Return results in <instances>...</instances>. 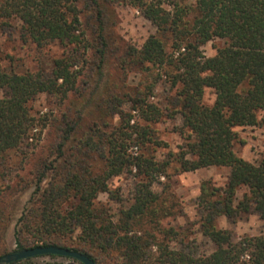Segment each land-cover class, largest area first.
<instances>
[{
	"label": "trees",
	"instance_id": "1",
	"mask_svg": "<svg viewBox=\"0 0 264 264\" xmlns=\"http://www.w3.org/2000/svg\"><path fill=\"white\" fill-rule=\"evenodd\" d=\"M103 2L129 5L155 27L156 35L147 38L142 51L110 46ZM14 33L37 48L58 44L64 49L48 73H17L0 62V180L15 177L17 185L34 188L18 219V250L61 247L96 264H264V235L234 241L230 231L215 225L219 217L235 219L250 212L264 221V157L252 163L233 151L234 128L264 127V0H0V35L10 38ZM214 39L223 44L207 57L202 46ZM135 56L138 63L148 64L149 72H157H151V84L130 95L124 92L126 67ZM110 60L122 68L123 84L120 89L107 87L104 107L100 105L118 124L101 121L82 127L91 99L67 101L75 95L82 98L91 86L104 88ZM162 77L171 93L165 109L148 99ZM206 89L214 95L210 105L203 102ZM40 94L70 107L50 118H36L28 103ZM176 114L188 135L177 152L158 160L154 147L164 144L150 125ZM47 124L60 142L41 155L27 181L22 171L24 161L30 160L25 155L12 169V152L35 149V132L40 137ZM133 147L139 152L131 153ZM81 155L98 157L101 170L94 173ZM172 163L183 173L229 169L223 189L209 188L206 182L200 187V229L214 245L209 254L195 255L182 239L177 241L173 228L159 230V236L134 229L162 211L152 185L167 176ZM132 169L145 181L135 188L132 203L116 219L99 211L98 195L113 197L108 181ZM12 189L9 183L4 186Z\"/></svg>",
	"mask_w": 264,
	"mask_h": 264
},
{
	"label": "rangeland",
	"instance_id": "2",
	"mask_svg": "<svg viewBox=\"0 0 264 264\" xmlns=\"http://www.w3.org/2000/svg\"><path fill=\"white\" fill-rule=\"evenodd\" d=\"M102 7L104 9L107 38L113 49H136L137 51H142V46L147 38L151 35H156L155 27L131 6L103 2ZM222 44L223 42L219 39L208 42L202 46L203 54L207 57L213 56L217 47ZM63 52L64 49L58 44L37 48L32 43L22 41L18 33H14L10 38L9 36L0 35L1 65L5 69L13 70L17 73L35 72L39 69L48 73L52 67L53 60L61 57ZM130 59L128 60L130 65L126 67L127 76L125 78L124 92L134 95L138 90L151 84L152 77L150 74L152 72L155 75L157 71L152 68V71L149 72L147 63H138L139 57L135 56ZM104 74L106 80L104 88L92 90L91 86L85 92L82 91V98L79 95H75L67 101L68 104L73 102L76 104L77 102H82V99L85 101H88L89 98L91 99L82 114V127L92 126L94 123H100L101 121L114 125L118 124L117 118L110 119V117L105 115L102 107H104L103 101L106 97L104 90L107 87L111 88V86H117L119 89L122 87L123 70L113 60H110L104 68ZM95 77L96 75L93 76V78ZM118 88L115 90H118ZM170 95L169 87L162 77L154 86L153 92L148 99L150 102L165 109L168 106L167 98ZM213 100V92L210 89H206L203 102L210 105ZM68 104H60L57 97L40 94L29 101L28 107L34 117L43 118L49 116L50 118L51 115H59L64 108L67 110L70 107ZM100 104H102V107ZM128 107V105L124 104L122 108L128 111ZM49 124L42 130L40 137H38L39 132H35L37 134L34 137L39 138V141L34 142L38 144L35 149L29 146L20 151L12 152L10 161L12 169L18 167L21 160L22 162L24 161L23 157L25 155L30 160L28 163L24 161L22 171L24 179L27 181L32 179L31 173L41 155H45L51 144L54 146L57 142H60L58 138L55 139L56 132L53 131ZM150 127L155 131L156 138L164 144V146L154 147L153 155L158 160L166 159L168 153L177 152L179 147L184 144L185 136L188 135V131L182 127L178 114L173 116V118L164 117L158 123L151 124ZM234 131L237 134L236 141L233 144V151L236 155L252 163L259 162L264 157V127L261 125L236 127ZM181 132L184 134H181ZM30 141L29 139L28 143H32ZM70 146L71 144L68 143L67 148ZM129 151L131 153L139 152L136 147L131 148ZM80 157L85 158L94 173L101 170L103 165L98 157L88 158L83 155ZM167 172L166 177L158 178L152 185V190L158 195V206L162 211L158 213L157 218L153 221L139 223V225L135 226V231L153 232L159 236V230L173 228L178 233L177 241L182 239L185 246L192 250L195 255L209 254L214 250V245L202 235L200 229V221L204 215L198 200L200 187L202 183L206 182L209 188L223 189L227 182L229 169L226 167H208L183 173L178 172V166L172 163ZM17 181L18 178L15 177L11 178L10 182L0 180V256L18 251L16 244V239L18 238L16 231L19 228L18 219L34 190L32 184L25 187L23 184L17 185ZM8 183L14 189L10 191L4 190V186ZM140 183H145V181L134 169L111 178L107 186L113 193V197L109 196L108 193H100L95 201L96 208L107 215L114 216V219L118 218L119 211L128 208L132 203L134 190ZM243 192L244 189L237 192L238 200L241 199ZM215 225L217 228L230 231L234 241L244 237L264 235V221L259 219L254 212L241 214L235 219L219 217ZM67 245L70 244L67 243ZM178 246L180 245L176 244V247ZM106 262L107 264H115L111 260ZM22 264L81 263L66 257L38 256L29 258L26 263Z\"/></svg>",
	"mask_w": 264,
	"mask_h": 264
},
{
	"label": "water",
	"instance_id": "3",
	"mask_svg": "<svg viewBox=\"0 0 264 264\" xmlns=\"http://www.w3.org/2000/svg\"><path fill=\"white\" fill-rule=\"evenodd\" d=\"M38 256H59L71 258L81 264H96L88 256L73 250H68L61 247H36L31 249L18 250L9 254L0 256V264H10L11 262L21 261Z\"/></svg>",
	"mask_w": 264,
	"mask_h": 264
}]
</instances>
